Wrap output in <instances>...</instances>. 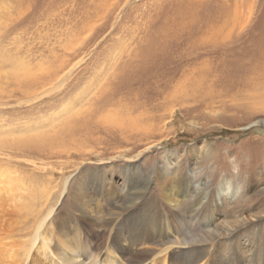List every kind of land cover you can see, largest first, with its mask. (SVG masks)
I'll return each mask as SVG.
<instances>
[{
    "label": "rangeland",
    "instance_id": "374dc122",
    "mask_svg": "<svg viewBox=\"0 0 264 264\" xmlns=\"http://www.w3.org/2000/svg\"><path fill=\"white\" fill-rule=\"evenodd\" d=\"M0 129V148L12 135L54 138L23 151L4 144L0 187L31 192L27 203L49 191L35 203L52 205L69 232L81 188L114 185L125 201L126 182H150V201L180 211L181 194L177 204L160 192L173 179L207 180L210 198L223 179L239 187L211 218L220 231L252 232L264 223V0H0ZM104 195L94 224L108 218ZM140 214L119 231L143 227ZM31 220L0 207V264H11L17 241L28 246ZM101 229L90 224L91 247Z\"/></svg>",
    "mask_w": 264,
    "mask_h": 264
},
{
    "label": "bare ground",
    "instance_id": "6f19581e",
    "mask_svg": "<svg viewBox=\"0 0 264 264\" xmlns=\"http://www.w3.org/2000/svg\"><path fill=\"white\" fill-rule=\"evenodd\" d=\"M55 86H53V90L56 89ZM13 131L14 129L9 130V134H12ZM3 133L0 129V134ZM31 135L33 134L28 136L12 135L8 138H2L1 148L4 144H10L13 145V148L16 147L23 151L25 148L31 149L50 145L51 141L54 140L48 134L40 131L38 134ZM207 151L208 148L206 153ZM27 152H29L28 149ZM7 177V174L0 171V181L5 182ZM178 181H180L179 184H174ZM128 184L127 189L126 182L120 191L125 193V197H127L125 201L124 197L115 195L118 191L114 185L109 191L105 190L103 186L94 191L89 190L91 188L88 190L79 188L76 198L79 215H75L76 218L73 217L75 229L70 221V232L65 226L68 223L63 224L62 221H57V216H52V212L54 213L52 205L43 203L44 206L42 207L37 204L43 196L46 200H50L49 191L44 194L41 191L36 192L37 196L34 193L30 202L27 203L26 199L31 196V192L22 194L19 192L21 187L18 188L17 192L16 187L18 185L9 186V190L0 187V207L3 215L7 211H14L15 213L21 209L29 213V216H33V221L31 220L29 226V240L24 242H28V246L22 247V243L17 241L19 245L15 246L11 264H39L45 256V262L42 264H86V260L89 264H264V223L255 222L252 224V232L246 230L249 226L243 223L240 225L231 223L230 226H223L222 231H220V227L214 224V220L212 221L213 210L225 207L228 198L232 200L239 196V187L233 189L230 181L223 179L216 186L218 187L216 196L213 195L211 198L209 188L211 184L207 180L197 181L193 185H191L190 180H187L185 187L182 179H173L169 186H166L162 181L160 192L163 198L177 203L176 197L181 194L185 199L184 201L187 202L188 206L185 208L181 206L180 211H175V209L167 211L159 207L157 200L150 201L147 198L150 182H147L143 188L133 182ZM23 190L25 191L26 187ZM52 194L54 195V193ZM100 195H104L110 200L108 218L101 224H94L90 220L93 218L91 214L96 209L91 206L93 204L99 209L101 204L97 196ZM36 201L37 203H35ZM34 205L40 208L39 212L35 210ZM207 207L209 210L206 209ZM140 213H142V221L146 219L143 227L138 223L136 227L134 226L135 229L137 228L136 230L133 228L131 232L130 227L128 228L131 233L126 231V234H123L119 231L120 223L122 226L135 216H141ZM148 219L150 223L153 221L149 226L146 224ZM90 224L92 227L102 228L101 232H96L97 234L93 237H88L89 240L102 238L103 241L99 243V246L94 244L91 247L90 243L86 241L85 237L88 236ZM195 229L203 231L200 235L201 238L194 235L188 240L183 239L182 236L185 232H191ZM241 229L244 231L239 232ZM208 234L211 236L207 239ZM82 236L85 239L83 243L78 241V238ZM102 248L104 251L98 261L97 256L99 254L97 255V252ZM17 250H21L22 253ZM92 251L96 252L91 253Z\"/></svg>",
    "mask_w": 264,
    "mask_h": 264
}]
</instances>
